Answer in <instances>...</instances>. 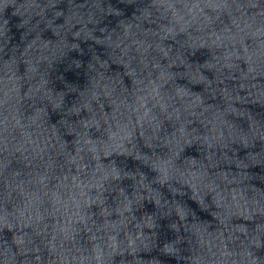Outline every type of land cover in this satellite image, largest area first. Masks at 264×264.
Here are the masks:
<instances>
[{
  "label": "water",
  "instance_id": "obj_1",
  "mask_svg": "<svg viewBox=\"0 0 264 264\" xmlns=\"http://www.w3.org/2000/svg\"><path fill=\"white\" fill-rule=\"evenodd\" d=\"M0 264H264V0H0Z\"/></svg>",
  "mask_w": 264,
  "mask_h": 264
}]
</instances>
